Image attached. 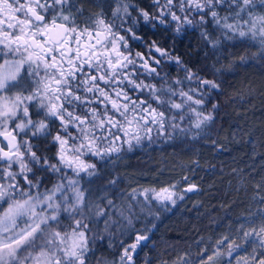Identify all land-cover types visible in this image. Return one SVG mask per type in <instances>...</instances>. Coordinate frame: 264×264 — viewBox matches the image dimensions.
Listing matches in <instances>:
<instances>
[{"label": "snow or ice", "instance_id": "obj_1", "mask_svg": "<svg viewBox=\"0 0 264 264\" xmlns=\"http://www.w3.org/2000/svg\"><path fill=\"white\" fill-rule=\"evenodd\" d=\"M242 68L264 73V0H0V264H154L158 222L201 191L198 147L224 150L227 109L264 95ZM157 147L192 155L185 174L122 187ZM251 182L255 211L155 264H264Z\"/></svg>", "mask_w": 264, "mask_h": 264}, {"label": "trees", "instance_id": "obj_2", "mask_svg": "<svg viewBox=\"0 0 264 264\" xmlns=\"http://www.w3.org/2000/svg\"><path fill=\"white\" fill-rule=\"evenodd\" d=\"M195 42V37H189L180 46V51L187 49L189 43L195 46ZM239 71L240 81H247L256 93L264 90V73L260 69L242 68ZM225 119L227 122L218 124L217 131L211 133L225 146L224 150H215L210 144H205L198 147L195 153L200 168L193 179L200 185L201 191L189 193L190 199L182 202L173 213L165 214L158 222L159 230L153 237L156 251L145 249L154 264L158 253L173 254V247L184 250L189 245L195 251L192 244L194 238L202 236L208 239L216 234L214 230L218 225L229 224V218L236 220L248 215L250 210L255 211L252 197L256 192L251 176L256 177L257 183L264 177V95L255 94L251 103L245 102L243 108L239 104L228 108ZM192 159V155L176 154L170 147L167 151L157 147L155 151L140 152L134 159L126 161L124 167L121 166V174L125 177L122 187H134L137 183L147 185L155 183L156 179H179L191 165ZM144 160L148 163L141 162ZM161 167L165 168V172L156 177L153 169ZM233 168L241 169L244 173H249L251 169L254 171L249 173L247 180L241 181L240 176L232 172ZM260 191L264 194V189ZM196 203L202 205L199 212L192 207ZM210 220L215 223L210 225ZM108 254L105 252V255ZM165 258L171 259V255ZM142 260L143 254L138 264Z\"/></svg>", "mask_w": 264, "mask_h": 264}, {"label": "rangeland", "instance_id": "obj_3", "mask_svg": "<svg viewBox=\"0 0 264 264\" xmlns=\"http://www.w3.org/2000/svg\"><path fill=\"white\" fill-rule=\"evenodd\" d=\"M124 164H126V162H124ZM124 164H122L121 166L124 167V166H123Z\"/></svg>", "mask_w": 264, "mask_h": 264}]
</instances>
